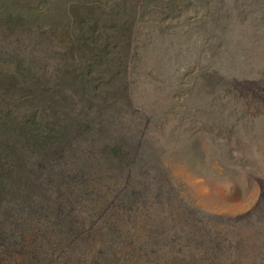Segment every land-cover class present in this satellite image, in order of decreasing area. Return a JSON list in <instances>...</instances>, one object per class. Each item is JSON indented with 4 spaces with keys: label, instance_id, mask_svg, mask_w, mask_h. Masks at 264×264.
<instances>
[{
    "label": "rangeland",
    "instance_id": "374dc122",
    "mask_svg": "<svg viewBox=\"0 0 264 264\" xmlns=\"http://www.w3.org/2000/svg\"><path fill=\"white\" fill-rule=\"evenodd\" d=\"M0 264H264V0H0Z\"/></svg>",
    "mask_w": 264,
    "mask_h": 264
},
{
    "label": "trees",
    "instance_id": "16d2710c",
    "mask_svg": "<svg viewBox=\"0 0 264 264\" xmlns=\"http://www.w3.org/2000/svg\"><path fill=\"white\" fill-rule=\"evenodd\" d=\"M20 72V71H19Z\"/></svg>",
    "mask_w": 264,
    "mask_h": 264
}]
</instances>
